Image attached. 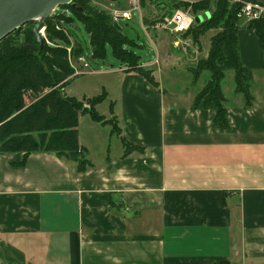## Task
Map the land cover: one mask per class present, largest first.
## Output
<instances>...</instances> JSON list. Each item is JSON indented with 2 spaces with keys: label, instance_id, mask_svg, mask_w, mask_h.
Returning a JSON list of instances; mask_svg holds the SVG:
<instances>
[{
  "label": "crops",
  "instance_id": "obj_1",
  "mask_svg": "<svg viewBox=\"0 0 264 264\" xmlns=\"http://www.w3.org/2000/svg\"><path fill=\"white\" fill-rule=\"evenodd\" d=\"M236 36L242 66L264 73V41L240 21ZM156 61L139 67L157 86L120 62L103 86L96 111L108 102L119 136L79 118L84 173L50 153L0 154V264H264V91L250 88L246 107L222 90L227 128H216L214 111L192 108L205 72L165 88ZM121 138L142 150L125 156Z\"/></svg>",
  "mask_w": 264,
  "mask_h": 264
},
{
  "label": "trees",
  "instance_id": "obj_2",
  "mask_svg": "<svg viewBox=\"0 0 264 264\" xmlns=\"http://www.w3.org/2000/svg\"><path fill=\"white\" fill-rule=\"evenodd\" d=\"M94 1L73 0L72 3L81 11L68 5L52 14L44 23V49L40 55L31 29L22 40L16 37L20 28L0 42V154H22L25 160L30 154L50 153L74 164L76 173L81 174L92 165L87 159V150L78 141L79 118L87 115L95 123L110 125L112 134L120 135L115 117L105 120L96 111V107L106 98L104 91L84 101L63 93L76 77L71 61L85 59L81 44L72 39L64 28V22H69L64 15L72 13L83 24L89 37L92 58L104 60L109 48L115 60L157 86L152 72L139 67L140 57L128 50L131 44L116 22L104 13L92 12L91 3ZM213 1L212 13L208 10L211 0H199L191 5L194 14L209 13V18L194 25L184 36L192 33L197 41L199 36L210 30H221L210 40L208 57L200 59L190 72L194 83L202 72L210 75L208 82L194 98L193 110L214 111L213 125L225 129L226 109L221 88L224 73L228 70L234 73V92L243 97L246 107L252 102L250 84L253 73L240 62L236 36L237 6L225 0ZM178 4L174 6L175 9L189 6ZM144 23L147 24L146 19ZM248 28L256 31L260 42L264 41V23H249ZM60 38L66 39L69 47L55 45L54 41ZM47 42L52 43V47L47 46ZM120 140L125 156L132 151L142 150L123 138Z\"/></svg>",
  "mask_w": 264,
  "mask_h": 264
},
{
  "label": "rangeland",
  "instance_id": "obj_3",
  "mask_svg": "<svg viewBox=\"0 0 264 264\" xmlns=\"http://www.w3.org/2000/svg\"><path fill=\"white\" fill-rule=\"evenodd\" d=\"M187 1H193L192 3H195L194 0ZM177 2L178 1L173 3L172 1L142 0L140 9L131 12V20H118L116 22L123 36L126 37L127 41L131 44L127 47L128 50L140 57L141 64H146L150 61L155 62L156 59L158 60V62L156 61V67H154V76L158 81L163 82L165 88H170L169 79H171V75L175 78V80L178 79V81H176L178 87L186 81L187 76L185 72L181 70H190L195 67L196 63L200 59H206L210 49L211 38L221 31L210 30L206 34L199 36V39L196 41L192 33L186 36L174 38L164 29L153 28L155 24H159L166 17H169L171 12L175 10L174 6ZM213 2L214 1L211 0L210 5L208 6V10L211 13L214 11ZM178 5L186 6L189 4L186 2L179 3ZM189 8L191 9V7ZM91 9L92 12L98 11L108 15L111 20L115 22V11L122 9L129 10L130 6L126 0H120L118 3L110 0H95L91 3ZM58 10L59 9L56 11ZM203 14L209 15V13ZM202 15L200 17H202ZM64 16L65 19H68L69 21L64 22V28L72 39L81 44L85 61L88 66V68H86L84 61L81 59L77 62L74 60L71 61V65L76 71V73H74V76L76 77L69 83V87L66 88V92H69L70 95L74 93L77 96L86 95L91 98L97 97L102 93V91H104V85L108 88L114 86L113 81L115 76H111L110 73L116 72L117 69L121 67V64L113 58L109 48L107 49L104 60L100 61L92 58L89 37L87 36L81 21L72 13ZM144 19L147 20V24L144 23ZM31 28L32 25L30 24L22 27L21 31L16 34L17 39L22 40L24 34ZM42 37L44 38V31H42ZM65 40L62 38L56 39L54 44L59 47L67 48L69 47V44ZM176 42L179 43L177 47L173 44ZM46 45L52 47L53 44L47 42ZM180 45H187V47L183 46L184 48L182 49ZM254 76L255 78L250 84L251 90L257 89L264 91V73L256 72ZM208 79L209 73H202L200 77V84L204 83ZM234 88V73L228 70L225 72V78L222 82V90L228 100H231V98L234 97ZM239 96L242 97L241 95ZM108 111V102L99 106L97 109L100 116H106ZM109 120H111V118H109ZM90 123L91 120H89L88 117H85L82 120L80 124V135L82 139L90 136Z\"/></svg>",
  "mask_w": 264,
  "mask_h": 264
},
{
  "label": "water",
  "instance_id": "obj_4",
  "mask_svg": "<svg viewBox=\"0 0 264 264\" xmlns=\"http://www.w3.org/2000/svg\"><path fill=\"white\" fill-rule=\"evenodd\" d=\"M264 1V0H262ZM73 0H0V42L27 24H32L31 32L38 46L40 55L44 49L42 29L45 21L59 8L71 5L81 11ZM209 15L195 18L200 24L207 20Z\"/></svg>",
  "mask_w": 264,
  "mask_h": 264
},
{
  "label": "built area",
  "instance_id": "obj_5",
  "mask_svg": "<svg viewBox=\"0 0 264 264\" xmlns=\"http://www.w3.org/2000/svg\"><path fill=\"white\" fill-rule=\"evenodd\" d=\"M120 1V0H110ZM142 0H126L130 9L126 11H116L114 13V20L129 21L132 18V11L139 10ZM178 2H188L187 0H175ZM231 5H236L238 10L236 18L238 21L249 24L253 22L264 23V1L262 0H225ZM195 15L188 8H179L174 10L169 17H166L161 23L155 24V28L166 30L174 38L184 36L194 25ZM44 31V29H42ZM176 47L179 45L175 43ZM184 46V45H183Z\"/></svg>",
  "mask_w": 264,
  "mask_h": 264
}]
</instances>
